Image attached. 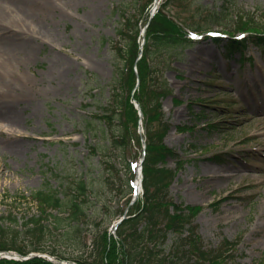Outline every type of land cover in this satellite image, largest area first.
<instances>
[{
  "label": "rangeland",
  "instance_id": "1",
  "mask_svg": "<svg viewBox=\"0 0 264 264\" xmlns=\"http://www.w3.org/2000/svg\"><path fill=\"white\" fill-rule=\"evenodd\" d=\"M148 1L65 0V16L47 19L55 34L37 42L33 57L16 72L30 81L31 101L21 112L29 137L21 140L20 151L0 155L6 173L0 175V226L14 232L18 244L30 241L25 223L39 213L32 192L58 188L69 178L88 180L97 195L84 245L70 248L68 255L97 259L94 238L119 219L115 214L125 203L119 202V192L127 187L126 162L117 147L105 145L111 133L108 118L101 115L117 110L113 95L119 66L112 42H124L117 34L122 13L139 7V16ZM172 3V11L196 14V21L200 6L203 16L209 12L205 9L223 7L231 25V16L243 10L264 20V0ZM209 30L216 32L202 31L192 44L151 47L157 87L168 81L171 89L162 99L164 120L171 125L165 143L183 156L180 165L167 159V167L177 171L170 192L176 203L203 206L195 223L206 243L240 239L238 256L227 264H249L264 259V51L249 42L239 59L238 53H226L230 37L225 28ZM184 125L190 128L180 130ZM138 133L140 139L126 149L134 165L146 146L145 131ZM174 240L171 234L169 245Z\"/></svg>",
  "mask_w": 264,
  "mask_h": 264
},
{
  "label": "trees",
  "instance_id": "2",
  "mask_svg": "<svg viewBox=\"0 0 264 264\" xmlns=\"http://www.w3.org/2000/svg\"><path fill=\"white\" fill-rule=\"evenodd\" d=\"M153 1L147 2L139 16L136 15L139 7H136L134 13H122L117 34L124 42H112L119 66L115 78L114 92H117L113 95V104L117 110L101 115L108 118L106 127L107 132L111 133L110 136L107 134L105 145L117 147L120 157L126 162L127 187L119 192V202L124 200L125 203L124 206L119 205V211L115 214L119 216L130 205L134 193L135 170L126 149L135 137L140 139L137 133L140 115L132 99L136 98L141 104L147 136L143 165L144 195L130 206V217L118 226L117 237L111 235L108 229L98 233L94 238L97 259L90 262L68 255L67 251L84 245V236L89 231L88 212L96 206L93 201L97 195L96 190L82 177L64 180L58 188L38 189L32 192L31 199L38 203L39 213L25 223L30 241L20 245L14 232L9 233L0 226V251L15 250L23 255L47 252L59 260H74L79 264H227L238 256L240 239L225 238L220 244L211 245L198 234L195 219L203 206L179 204L172 199L170 187L177 171L167 167L166 162L168 158H173L180 165L183 156L165 143L171 125L164 120L162 99L171 89L168 81L157 87L151 47L192 44L194 40L189 30L208 31L217 25L225 28L231 37L225 45L226 53L233 55L240 52L243 58L250 43L264 51V20L256 19L253 16L255 13L250 10H243L233 16L230 14L234 18V24L231 25L228 22L229 14L223 7L205 9L209 12L203 16V8L200 6L196 10L201 19L196 21V14L186 17L183 13L172 11L170 4L174 0H165L149 20V7ZM261 12L264 17V10ZM148 22L146 44L140 58L141 44L138 39L142 26ZM233 26L248 33V36L238 38L233 32L236 31L232 29ZM148 95L151 100L147 99ZM216 126L213 124L211 127ZM189 128L186 125L180 126L182 131ZM116 196L114 194L113 197ZM171 234H175V240L169 245ZM254 263L264 264V259L249 264ZM0 264L63 263L34 256L27 260L0 258Z\"/></svg>",
  "mask_w": 264,
  "mask_h": 264
},
{
  "label": "bare ground",
  "instance_id": "3",
  "mask_svg": "<svg viewBox=\"0 0 264 264\" xmlns=\"http://www.w3.org/2000/svg\"><path fill=\"white\" fill-rule=\"evenodd\" d=\"M63 3L65 0H0V155L20 151L21 140L29 137L24 135L21 112L31 101L26 91L30 81L16 72L33 57L37 42L42 44L44 36L55 34L47 19L50 14L65 16ZM1 174L6 173L0 161Z\"/></svg>",
  "mask_w": 264,
  "mask_h": 264
},
{
  "label": "water",
  "instance_id": "4",
  "mask_svg": "<svg viewBox=\"0 0 264 264\" xmlns=\"http://www.w3.org/2000/svg\"><path fill=\"white\" fill-rule=\"evenodd\" d=\"M157 3H158V1H157ZM136 107L139 109V111H140V114L141 115H143V112H142V109H141V106H140V104L139 103H137L136 104ZM126 218V215L117 223V225H119L124 219ZM34 255H38V254H30L29 256H28V258L29 257H32V256H34ZM25 259H27V257H24ZM71 264H75L74 263V261H71L70 262Z\"/></svg>",
  "mask_w": 264,
  "mask_h": 264
}]
</instances>
